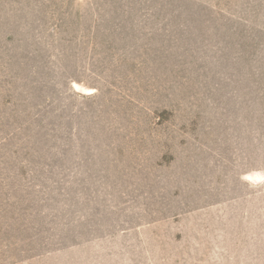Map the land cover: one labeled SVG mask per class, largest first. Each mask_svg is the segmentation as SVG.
Returning a JSON list of instances; mask_svg holds the SVG:
<instances>
[{"label": "rangeland", "instance_id": "1", "mask_svg": "<svg viewBox=\"0 0 264 264\" xmlns=\"http://www.w3.org/2000/svg\"><path fill=\"white\" fill-rule=\"evenodd\" d=\"M0 264H264V0H0Z\"/></svg>", "mask_w": 264, "mask_h": 264}]
</instances>
